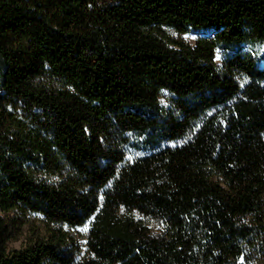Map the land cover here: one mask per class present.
<instances>
[{
    "label": "trees",
    "instance_id": "16d2710c",
    "mask_svg": "<svg viewBox=\"0 0 264 264\" xmlns=\"http://www.w3.org/2000/svg\"><path fill=\"white\" fill-rule=\"evenodd\" d=\"M262 61L264 0H0V264H264Z\"/></svg>",
    "mask_w": 264,
    "mask_h": 264
},
{
    "label": "rangeland",
    "instance_id": "374dc122",
    "mask_svg": "<svg viewBox=\"0 0 264 264\" xmlns=\"http://www.w3.org/2000/svg\"><path fill=\"white\" fill-rule=\"evenodd\" d=\"M169 34L171 36H174L176 38H179L181 40H183L186 44L189 43L191 45H193L195 43V41L199 38V37H203L204 34H206V32H196V31H188L185 34L182 35H177L176 33H174L172 30H170ZM222 55L219 54L217 56V62L219 63V61L221 60ZM260 67L264 68V61L259 63ZM40 227L39 224V220H35V219H31V221L28 224L23 225V228L20 230L19 235L12 241H10L9 243V247L10 248H14V249H19L24 245V241L26 240V237H28L29 233H32L33 230L38 229ZM151 227L155 230L157 229V225H151ZM43 227H41L42 229ZM85 231H81L80 229H77V231L72 232L75 239L77 240V242L79 244H83V240L81 239V235L84 233ZM239 264V263H238ZM244 264H248L246 261H244Z\"/></svg>",
    "mask_w": 264,
    "mask_h": 264
},
{
    "label": "snow or ice",
    "instance_id": "6c2138e0",
    "mask_svg": "<svg viewBox=\"0 0 264 264\" xmlns=\"http://www.w3.org/2000/svg\"><path fill=\"white\" fill-rule=\"evenodd\" d=\"M129 159H131V158H129ZM80 230H81V231H87V224H85L84 227L81 228ZM239 264H244V257H243V256L240 257V262H239Z\"/></svg>",
    "mask_w": 264,
    "mask_h": 264
}]
</instances>
